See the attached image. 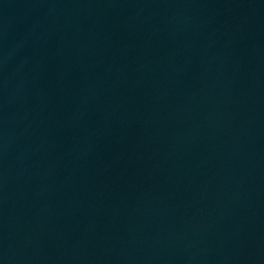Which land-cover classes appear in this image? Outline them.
<instances>
[{
  "label": "water",
  "instance_id": "1",
  "mask_svg": "<svg viewBox=\"0 0 264 264\" xmlns=\"http://www.w3.org/2000/svg\"><path fill=\"white\" fill-rule=\"evenodd\" d=\"M0 264H264V0H0Z\"/></svg>",
  "mask_w": 264,
  "mask_h": 264
}]
</instances>
